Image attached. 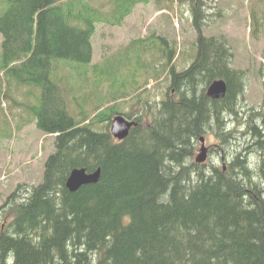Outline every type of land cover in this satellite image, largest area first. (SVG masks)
<instances>
[{
	"label": "trees",
	"instance_id": "16d2710c",
	"mask_svg": "<svg viewBox=\"0 0 264 264\" xmlns=\"http://www.w3.org/2000/svg\"><path fill=\"white\" fill-rule=\"evenodd\" d=\"M150 1L0 0V96L21 111L12 110L16 129L33 122L54 136L35 181L0 199V264H264V115L247 121L263 152L257 165L244 147L226 160L225 145L215 148L219 161L194 159L207 131L225 142L223 116L236 113L246 85L226 37L204 34L205 1L187 0L196 36L186 68L171 64L175 48L154 34L91 61L96 25L119 26ZM154 51L165 58L161 71H141V53ZM131 62L130 74L119 70ZM162 71L168 86L152 105L143 100L149 73L161 84ZM215 79L226 83L222 98L206 95ZM67 80L79 87L66 89ZM103 87L111 96L101 103ZM115 115L135 122L118 140ZM74 168H99V178L69 190Z\"/></svg>",
	"mask_w": 264,
	"mask_h": 264
},
{
	"label": "rangeland",
	"instance_id": "374dc122",
	"mask_svg": "<svg viewBox=\"0 0 264 264\" xmlns=\"http://www.w3.org/2000/svg\"><path fill=\"white\" fill-rule=\"evenodd\" d=\"M96 1L105 2V0ZM204 1L203 11L207 16V24L202 26L204 34L207 36L223 34L226 37L232 50L233 66L244 71L246 84L243 96L240 98L238 96L236 113L223 116L224 124L227 126L222 133L225 142L211 131L204 134L205 145L214 146L213 152L204 162L219 161L220 157L215 148L225 145L226 160L231 159L234 149L239 151L244 147V154H252L254 164L257 165L262 156H259V153L263 152L254 150L259 144L256 143V138L250 135L252 130L247 121L251 119L258 125L260 121L257 122L258 117L255 114L259 112L264 115V0ZM192 10L187 0H161L159 4L152 0L148 3L138 2L119 26L105 24L97 26L91 38L93 47L91 61H99L117 51H123L132 39L154 34L164 37L175 48L176 54L171 64L173 63L177 70L186 68L194 57L193 41L196 32L192 25ZM141 55L140 64H144V69L141 71L150 69L148 66L153 64L157 65V69L161 71L165 58L156 51L141 53ZM136 64L131 62L125 67L121 66L119 70L128 71L130 74ZM138 77L139 74L136 75L138 79L136 82L142 84L144 75ZM163 77L162 71L161 84H158L154 76L149 73V82L146 84L148 90L143 94V100L147 99L154 105L155 102L163 99L162 96L168 86ZM65 83L70 84L65 86L68 90L79 87V83L75 80H67ZM86 83L94 88L90 80ZM133 84L132 81L125 82V88L130 89ZM89 87L87 88L90 89ZM28 88L29 85H25L22 93L18 94L21 99L28 98ZM104 88L99 91L101 95L106 93L105 97L101 98V103L111 96L110 93L105 92ZM0 104H2V107L0 105V131L12 132L10 136H4L3 133L0 135V199H2V196L8 194L15 184L35 181V177L41 174L43 161L53 149V136L44 135L38 131L33 122L20 121L19 128L16 129L15 123L18 122V117L14 116L12 110L16 114L21 111L14 108L9 99L1 96ZM130 104L129 100L120 101V109L126 111ZM92 105V102L86 103L88 110L91 111L94 108ZM195 142L199 147L200 142Z\"/></svg>",
	"mask_w": 264,
	"mask_h": 264
},
{
	"label": "water",
	"instance_id": "95a60500",
	"mask_svg": "<svg viewBox=\"0 0 264 264\" xmlns=\"http://www.w3.org/2000/svg\"><path fill=\"white\" fill-rule=\"evenodd\" d=\"M226 83L223 79L213 80L206 88V95L212 98H221L225 95ZM131 125H135V122L128 121L122 116H116L111 121L110 132L113 137L121 139L125 137L128 133ZM201 141L200 151L196 155L195 160L197 162H202L206 158V146L204 145V137L199 138ZM100 170L96 169L92 173H86L83 168H74L69 173L65 185L69 190H75L79 186L85 183H94L98 180Z\"/></svg>",
	"mask_w": 264,
	"mask_h": 264
},
{
	"label": "bare ground",
	"instance_id": "6f19581e",
	"mask_svg": "<svg viewBox=\"0 0 264 264\" xmlns=\"http://www.w3.org/2000/svg\"><path fill=\"white\" fill-rule=\"evenodd\" d=\"M224 97V96H223ZM222 98V97H221ZM245 125V124H244ZM232 133V132H231ZM205 138V137H204ZM225 138V137H224ZM235 140V139H234ZM225 141V140H224Z\"/></svg>",
	"mask_w": 264,
	"mask_h": 264
},
{
	"label": "clouds",
	"instance_id": "9594fccd",
	"mask_svg": "<svg viewBox=\"0 0 264 264\" xmlns=\"http://www.w3.org/2000/svg\"><path fill=\"white\" fill-rule=\"evenodd\" d=\"M210 174V173H209Z\"/></svg>",
	"mask_w": 264,
	"mask_h": 264
}]
</instances>
